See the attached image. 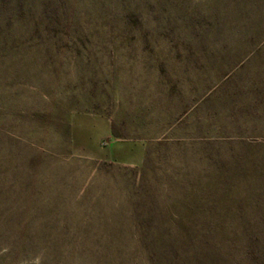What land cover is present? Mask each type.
Returning a JSON list of instances; mask_svg holds the SVG:
<instances>
[{
    "label": "rangeland",
    "instance_id": "obj_1",
    "mask_svg": "<svg viewBox=\"0 0 264 264\" xmlns=\"http://www.w3.org/2000/svg\"><path fill=\"white\" fill-rule=\"evenodd\" d=\"M0 264H264V0H0Z\"/></svg>",
    "mask_w": 264,
    "mask_h": 264
},
{
    "label": "trees",
    "instance_id": "obj_2",
    "mask_svg": "<svg viewBox=\"0 0 264 264\" xmlns=\"http://www.w3.org/2000/svg\"><path fill=\"white\" fill-rule=\"evenodd\" d=\"M193 237H194V236H188V238L191 239V240H193Z\"/></svg>",
    "mask_w": 264,
    "mask_h": 264
}]
</instances>
